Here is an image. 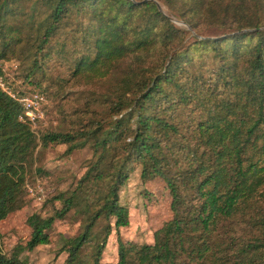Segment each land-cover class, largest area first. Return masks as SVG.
I'll list each match as a JSON object with an SVG mask.
<instances>
[{
  "label": "trees",
  "instance_id": "trees-1",
  "mask_svg": "<svg viewBox=\"0 0 264 264\" xmlns=\"http://www.w3.org/2000/svg\"><path fill=\"white\" fill-rule=\"evenodd\" d=\"M162 2L208 37L184 42L189 32L156 0H0V77L1 62L21 55L32 76L72 19L83 44L75 77L102 79L124 64L109 121L41 135L67 151L89 142L94 158L73 189L51 198L60 208L27 217L29 239L10 256L0 248V264H24L19 251L48 243L54 221L77 205L84 217L62 243L65 264H101L112 228L129 224L119 192L136 166L142 182H165L171 217L151 243L118 236L114 264H264V0ZM37 144L22 105L0 87V221L26 203Z\"/></svg>",
  "mask_w": 264,
  "mask_h": 264
},
{
  "label": "rangeland",
  "instance_id": "rangeland-1",
  "mask_svg": "<svg viewBox=\"0 0 264 264\" xmlns=\"http://www.w3.org/2000/svg\"><path fill=\"white\" fill-rule=\"evenodd\" d=\"M156 1L176 26L189 32L184 42L193 35L200 39L208 37L190 30L175 12H170L162 0ZM78 23V20L72 19L67 27L59 29L51 41L53 48L41 59L42 67L29 78H25L30 67L29 59L21 55L1 62L2 88L16 96L19 95L14 90L23 91L25 95L37 93L42 97L41 116L30 124L38 144L25 166L26 203L0 221V248L7 256L16 250V246H24L29 239L31 229L26 222L27 217L32 213L47 217L52 215L54 208H60L61 202L51 201V198L59 192L73 189L94 158L89 142L83 147L67 151V143L43 146L41 135L46 131H76L91 120L109 121L112 116L109 106L113 99V74L119 75L124 64L102 79L75 77L74 64L83 46ZM206 63L210 66L208 58ZM139 172L136 166L120 189V203L128 209L129 224L118 229L112 228L101 256V264H114L117 261L118 236L124 242L151 243L153 231L171 217V198L165 182L158 177L142 182ZM88 197L92 199L93 194L90 193ZM80 210L81 206L77 205L62 219L54 221L48 230V243L32 250L19 251V258L24 264H65L66 253L60 248L64 239L79 232L84 217ZM95 232H101V228ZM87 253L90 254L89 247L84 250V254Z\"/></svg>",
  "mask_w": 264,
  "mask_h": 264
},
{
  "label": "built area",
  "instance_id": "built-area-1",
  "mask_svg": "<svg viewBox=\"0 0 264 264\" xmlns=\"http://www.w3.org/2000/svg\"><path fill=\"white\" fill-rule=\"evenodd\" d=\"M0 86L2 88L1 82ZM2 89L22 105L24 110V120L29 122V124L34 123L41 116V95L34 93L29 95L16 96L11 92H8L4 88Z\"/></svg>",
  "mask_w": 264,
  "mask_h": 264
},
{
  "label": "water",
  "instance_id": "water-1",
  "mask_svg": "<svg viewBox=\"0 0 264 264\" xmlns=\"http://www.w3.org/2000/svg\"><path fill=\"white\" fill-rule=\"evenodd\" d=\"M159 6V5H158ZM160 8V7H159Z\"/></svg>",
  "mask_w": 264,
  "mask_h": 264
}]
</instances>
